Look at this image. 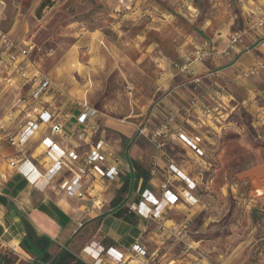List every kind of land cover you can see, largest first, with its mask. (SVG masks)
I'll list each match as a JSON object with an SVG mask.
<instances>
[{"label":"crops","instance_id":"obj_1","mask_svg":"<svg viewBox=\"0 0 264 264\" xmlns=\"http://www.w3.org/2000/svg\"><path fill=\"white\" fill-rule=\"evenodd\" d=\"M207 1L210 7L203 13L200 27L205 38L198 46L203 56L199 60L185 57L179 64L185 68L167 78V86L171 88L160 100L162 117H159L163 121L171 111L175 119L169 121L164 135L156 139L139 134L137 125L121 119L94 115L80 124L76 120L78 114L73 112L63 115L55 112L53 117H43L39 110L23 111L14 101L5 106L2 103L5 91L17 89L14 82L20 75L13 67L0 68V249L8 248L17 255L28 256L19 245L28 225L37 235L53 241L49 247L52 256L66 249L89 264L91 260L82 255L81 249L90 245L97 250L98 246L113 248L123 255L121 264H140L143 259L153 264L150 261L155 253L158 262L166 258L165 252L157 254L160 245L171 236L173 240L179 238L171 234V226L185 227L194 219V209L201 205L198 189L203 173L215 159L209 155L210 140L187 128L225 133L228 126L239 127L243 118L241 112L251 114L254 119L264 118V0ZM177 3L187 7L186 12L193 6L192 0H178ZM189 14L195 13L189 11ZM214 16L226 20L217 22ZM4 32L14 41H19L23 34L16 22ZM237 32L242 33L240 40L232 43L231 37ZM32 73L33 70L30 77ZM29 120L36 123V128L23 145L18 144ZM53 122L61 124V132L51 131ZM261 122L257 124L264 123ZM182 130L186 135L200 137L205 145L204 156H197L177 138L176 133ZM8 137H13L15 144H10ZM237 140L243 142L240 136ZM97 141H102V150L107 154L103 165L114 166L117 174L109 179L88 168L79 180L80 195H67L58 183L62 180L70 183L77 167L84 166V157ZM48 149L56 155L75 152L78 159L63 166L50 184L39 190L18 173L17 165L27 159L44 173L52 166L46 155ZM245 155L251 156L252 163L237 174L254 184L264 185V147L254 146L250 152L244 148L236 153L225 152L224 158L241 163L246 160ZM170 165L196 184L191 193L197 202L178 201L157 219H144L129 211V205L137 203L144 190L159 200L163 184L180 195L186 185L169 169ZM146 237L158 242L155 249H148ZM134 243L144 247L147 257L131 250ZM258 261L263 264L264 257Z\"/></svg>","mask_w":264,"mask_h":264},{"label":"rangeland","instance_id":"obj_2","mask_svg":"<svg viewBox=\"0 0 264 264\" xmlns=\"http://www.w3.org/2000/svg\"><path fill=\"white\" fill-rule=\"evenodd\" d=\"M1 1L0 28L6 31L16 22L23 31L17 41L35 43L28 56L31 64L25 67L28 73L33 70L31 80L17 77V89L5 91V106L14 101L23 111L39 110L41 116L53 117L55 112L77 113L82 102L94 110L92 116L132 122L147 133L161 122L158 105L171 88L167 78L185 57L195 58L194 50H200L205 38L200 28L203 13L210 7L193 0L191 15L178 0H133L128 5L118 0H53L36 14L41 0ZM34 74L47 77L52 86L32 100ZM241 113L239 127L228 126L225 133L187 128L210 140L209 155L215 159L203 173L201 205L194 209V219L179 226L182 235L177 240L171 236L163 241L157 254L165 252L166 258L158 262L155 253L153 264H187L195 259L201 264H259L264 257V185L237 174L252 163L250 155L241 163L224 158L225 152L264 147V123L257 124L264 118ZM239 136L243 142H238ZM145 243L150 250L158 244L148 237ZM26 254L0 249L3 264H27L32 257Z\"/></svg>","mask_w":264,"mask_h":264},{"label":"built area","instance_id":"obj_3","mask_svg":"<svg viewBox=\"0 0 264 264\" xmlns=\"http://www.w3.org/2000/svg\"><path fill=\"white\" fill-rule=\"evenodd\" d=\"M133 0H118L119 4L128 5V3ZM1 2V1H0ZM0 20H1V10H0ZM242 33H234L231 37V42H236L240 40ZM35 43L31 40L18 42L12 40L6 32L0 28V68L9 70L10 67H13L19 73L20 77L24 82L31 80L30 73L25 70L27 65L28 56L34 50ZM203 51L197 50L195 52V59L199 60L202 58ZM185 67L181 66L179 69L183 70ZM253 73V71H251ZM33 74V73H32ZM34 86H31L30 98L32 100L39 98L43 93H46V90L51 88V81L43 76H33ZM37 80V82H36ZM78 112L76 120L80 124H84L88 118L93 117L94 110L86 106L85 103L78 102ZM208 112V111H207ZM41 116V115H40ZM175 119V114L169 111L166 114V118L159 123V125L150 133L145 131L144 127L138 128V133L145 135L149 139H156L164 135L165 130L168 128L169 121ZM36 128V123L32 120H29L26 123V127L22 129V132L17 140L18 144L23 145L28 138L32 135L33 131ZM61 124L59 122H53L51 125V131L61 132ZM151 128V127H148ZM177 138L184 143L189 149H191L197 156L202 157L205 153V145H203L200 137L197 135H186L182 131L176 133ZM7 140L10 144H15L13 137H8ZM47 140V139H46ZM48 146L51 143L48 141ZM46 155L52 161V166L50 169L41 173L40 170L32 164L27 159H24L17 165L18 173L22 174L24 178L32 184L35 188L42 190L50 184V181L54 175L65 165H71L78 159V155L75 152H69L65 155H56L51 150L46 151ZM107 154L102 150V141H97L94 145V148L89 151L88 154L84 157V166H78L76 169V174L73 176V179L68 183L66 180H62L58 183V187L63 190L67 195H80V178L87 171L88 168L93 169L97 174L104 176L106 178L112 179L117 174V169L114 166L103 165L106 162ZM14 165L13 161H10ZM173 171L180 179L185 182V189H182L180 195L174 193L171 189L168 188L167 184L162 185L161 198L159 200L155 199L151 193L147 190H144L140 193V200L137 203L129 205L128 210L136 212L141 218L148 219L160 218L163 214V211L174 205L176 202L184 200L186 204H194L197 202L196 197L191 193L196 187L194 182H191L189 179H186L180 175L171 165L169 168ZM35 177V180L32 181L30 177ZM171 234L173 236H181L182 230L179 229V226H173L171 228ZM99 250L91 248L90 245H87L83 248V252L90 258L89 264H121L124 262V257L121 253L115 251L113 248H104L97 247ZM131 250L137 255L145 258L146 250L144 247L140 246L138 243L131 245ZM140 264H148V260L143 259ZM191 264H201L200 260H193ZM264 264V263H263Z\"/></svg>","mask_w":264,"mask_h":264},{"label":"trees","instance_id":"obj_4","mask_svg":"<svg viewBox=\"0 0 264 264\" xmlns=\"http://www.w3.org/2000/svg\"><path fill=\"white\" fill-rule=\"evenodd\" d=\"M53 0H41L36 8V14H39L40 10L52 5ZM205 5H208L207 0L201 1ZM194 5V1L192 0ZM117 213V215H119ZM53 243L51 239L44 235H37L30 226H26V231L20 240V247L28 253L32 259L27 264H86L81 259L69 250L62 249L55 256H52L49 252V247ZM1 256V255H0Z\"/></svg>","mask_w":264,"mask_h":264},{"label":"water","instance_id":"obj_5","mask_svg":"<svg viewBox=\"0 0 264 264\" xmlns=\"http://www.w3.org/2000/svg\"><path fill=\"white\" fill-rule=\"evenodd\" d=\"M4 263V259L2 256H0V264H3Z\"/></svg>","mask_w":264,"mask_h":264},{"label":"bare ground","instance_id":"obj_6","mask_svg":"<svg viewBox=\"0 0 264 264\" xmlns=\"http://www.w3.org/2000/svg\"><path fill=\"white\" fill-rule=\"evenodd\" d=\"M30 179H31L32 181H34V180H35V177H32V176H31Z\"/></svg>","mask_w":264,"mask_h":264}]
</instances>
